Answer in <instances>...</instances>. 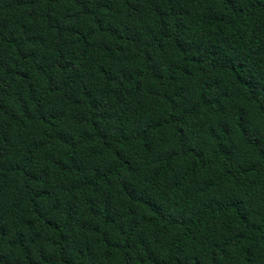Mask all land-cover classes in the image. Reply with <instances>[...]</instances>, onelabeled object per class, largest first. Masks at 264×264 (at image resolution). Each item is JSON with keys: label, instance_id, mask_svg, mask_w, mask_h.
<instances>
[{"label": "trees", "instance_id": "obj_1", "mask_svg": "<svg viewBox=\"0 0 264 264\" xmlns=\"http://www.w3.org/2000/svg\"><path fill=\"white\" fill-rule=\"evenodd\" d=\"M0 264H264V0H0Z\"/></svg>", "mask_w": 264, "mask_h": 264}]
</instances>
